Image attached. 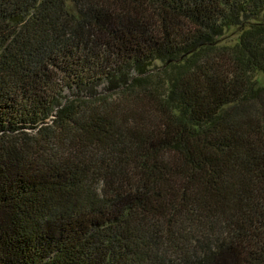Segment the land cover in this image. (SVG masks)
I'll list each match as a JSON object with an SVG mask.
<instances>
[{
  "label": "trees",
  "instance_id": "trees-1",
  "mask_svg": "<svg viewBox=\"0 0 264 264\" xmlns=\"http://www.w3.org/2000/svg\"><path fill=\"white\" fill-rule=\"evenodd\" d=\"M256 73L264 0H0V264H264Z\"/></svg>",
  "mask_w": 264,
  "mask_h": 264
},
{
  "label": "rangeland",
  "instance_id": "rangeland-1",
  "mask_svg": "<svg viewBox=\"0 0 264 264\" xmlns=\"http://www.w3.org/2000/svg\"><path fill=\"white\" fill-rule=\"evenodd\" d=\"M236 37H237L236 31L230 30L226 34L225 42L232 44L235 41ZM254 79L258 82V84L264 85V73H256V74H254ZM65 93L68 94L67 91H65ZM48 147H51L54 150H56L57 148L59 149L60 144L59 143H57V144L51 143L50 145H48Z\"/></svg>",
  "mask_w": 264,
  "mask_h": 264
}]
</instances>
